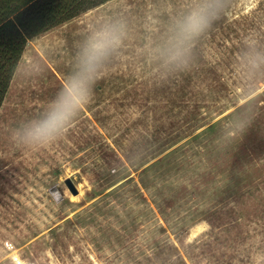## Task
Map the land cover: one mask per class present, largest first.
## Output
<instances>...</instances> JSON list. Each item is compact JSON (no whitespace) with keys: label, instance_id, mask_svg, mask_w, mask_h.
<instances>
[{"label":"rangeland","instance_id":"obj_1","mask_svg":"<svg viewBox=\"0 0 264 264\" xmlns=\"http://www.w3.org/2000/svg\"><path fill=\"white\" fill-rule=\"evenodd\" d=\"M112 27L91 101L25 145ZM0 264H264V0H110L31 39L0 109Z\"/></svg>","mask_w":264,"mask_h":264},{"label":"clouds","instance_id":"obj_2","mask_svg":"<svg viewBox=\"0 0 264 264\" xmlns=\"http://www.w3.org/2000/svg\"><path fill=\"white\" fill-rule=\"evenodd\" d=\"M211 18L208 8L197 7L178 22L173 59L184 56L192 39L209 26ZM119 44L120 33L114 27L87 41L79 57L80 70L64 83L60 93L51 101L46 116L25 130L22 137L25 145L44 147L65 133L77 113L91 101L102 63L110 50ZM243 128L241 125L240 130Z\"/></svg>","mask_w":264,"mask_h":264},{"label":"trees","instance_id":"obj_3","mask_svg":"<svg viewBox=\"0 0 264 264\" xmlns=\"http://www.w3.org/2000/svg\"><path fill=\"white\" fill-rule=\"evenodd\" d=\"M110 0H0V109L28 42Z\"/></svg>","mask_w":264,"mask_h":264},{"label":"water","instance_id":"obj_4","mask_svg":"<svg viewBox=\"0 0 264 264\" xmlns=\"http://www.w3.org/2000/svg\"><path fill=\"white\" fill-rule=\"evenodd\" d=\"M66 184L68 185V187L71 189L72 192H74L75 194L78 193V189L76 188V185L74 184L71 178L66 179Z\"/></svg>","mask_w":264,"mask_h":264}]
</instances>
